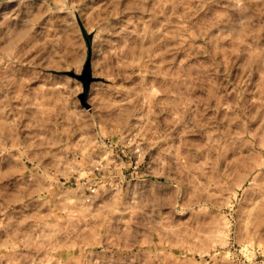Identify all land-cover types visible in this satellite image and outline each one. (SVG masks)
<instances>
[{
	"label": "rangeland",
	"instance_id": "rangeland-1",
	"mask_svg": "<svg viewBox=\"0 0 264 264\" xmlns=\"http://www.w3.org/2000/svg\"><path fill=\"white\" fill-rule=\"evenodd\" d=\"M0 264H264V0H0Z\"/></svg>",
	"mask_w": 264,
	"mask_h": 264
}]
</instances>
